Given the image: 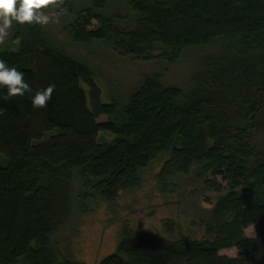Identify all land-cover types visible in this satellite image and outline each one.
I'll list each match as a JSON object with an SVG mask.
<instances>
[{
    "label": "trees",
    "instance_id": "obj_1",
    "mask_svg": "<svg viewBox=\"0 0 264 264\" xmlns=\"http://www.w3.org/2000/svg\"><path fill=\"white\" fill-rule=\"evenodd\" d=\"M63 8L75 44L103 41L143 62L201 53L187 89L145 78L119 108L102 103L85 60L56 47L45 28L13 26L0 60L32 91L0 98V264H76L52 242L57 223L140 187L158 161L162 194L177 193L183 178L215 194L203 237L124 228L100 264H264V0H64ZM52 83L47 106L33 109L31 97ZM228 248L236 257L220 254Z\"/></svg>",
    "mask_w": 264,
    "mask_h": 264
},
{
    "label": "rangeland",
    "instance_id": "obj_2",
    "mask_svg": "<svg viewBox=\"0 0 264 264\" xmlns=\"http://www.w3.org/2000/svg\"><path fill=\"white\" fill-rule=\"evenodd\" d=\"M86 2L91 0H85ZM111 7L121 8V4ZM66 8L60 9L59 23H49L45 28L51 42L61 50L84 59L92 78L101 90L102 103L115 102L120 106L129 98L145 78H157L163 86L187 89L195 59L201 50L185 53L177 63L159 60L143 62L132 57H121L112 52L105 42L75 44L68 38L70 24ZM5 45L2 44V47ZM85 89L90 83H82ZM106 120L100 116L99 122ZM161 162L153 163L142 174L140 187L120 193L112 202H101L88 213L72 212L69 220L57 223L52 242L61 254L76 264H100L116 251L124 228L135 233L171 240L201 239L203 223L208 216L215 194L203 193L197 181L183 178L177 193L162 194L156 182ZM65 221V222H64ZM245 235H255L254 226ZM57 249V250H58ZM58 251V252H59ZM221 255L236 257L235 248L223 249Z\"/></svg>",
    "mask_w": 264,
    "mask_h": 264
},
{
    "label": "clouds",
    "instance_id": "obj_3",
    "mask_svg": "<svg viewBox=\"0 0 264 264\" xmlns=\"http://www.w3.org/2000/svg\"><path fill=\"white\" fill-rule=\"evenodd\" d=\"M64 0H0V44H4L10 36V30L17 26H46L49 23H59L60 9ZM0 90L5 94L0 97L7 101L16 96H24L32 89L24 80V73L15 67H10L4 60H0ZM55 90V84H49L46 88L38 90L31 97L33 109H41L47 106ZM3 109H0V115Z\"/></svg>",
    "mask_w": 264,
    "mask_h": 264
}]
</instances>
